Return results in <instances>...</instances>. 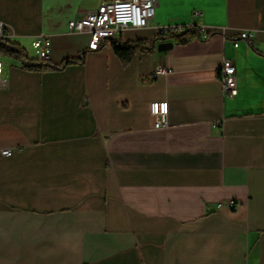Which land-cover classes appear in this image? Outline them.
I'll return each mask as SVG.
<instances>
[{
	"label": "crops",
	"instance_id": "obj_1",
	"mask_svg": "<svg viewBox=\"0 0 264 264\" xmlns=\"http://www.w3.org/2000/svg\"><path fill=\"white\" fill-rule=\"evenodd\" d=\"M102 1L0 0L26 58L39 35L52 64L89 52L43 73L0 56V264H264V0H155L150 25L118 38L201 35L128 67L109 41L90 51L88 33L68 32ZM225 59L235 97L222 91ZM161 101L168 122L154 129Z\"/></svg>",
	"mask_w": 264,
	"mask_h": 264
},
{
	"label": "built area",
	"instance_id": "obj_2",
	"mask_svg": "<svg viewBox=\"0 0 264 264\" xmlns=\"http://www.w3.org/2000/svg\"><path fill=\"white\" fill-rule=\"evenodd\" d=\"M155 0H125L108 1L103 0L97 10L74 18L68 22L69 33H88L90 42L88 50L97 51L102 43L118 38L127 29H142L150 25L155 15ZM175 31L177 28H162L161 33ZM8 28L0 22V42H7L10 39ZM205 38L206 36L203 35ZM253 37L252 32H242L239 40L249 41ZM238 39H235L234 46L238 47ZM32 48L37 59L42 61L50 60L52 53V41L49 36L39 35L32 41ZM5 62L0 57V88L6 86ZM159 68L154 73V78L164 72ZM219 77L222 83V91L225 96L235 97L238 95V74L231 59H225L219 70ZM150 114L154 120V129H161L167 126L169 104L167 101L153 102L150 105ZM1 154L11 157V149H2Z\"/></svg>",
	"mask_w": 264,
	"mask_h": 264
},
{
	"label": "trees",
	"instance_id": "obj_3",
	"mask_svg": "<svg viewBox=\"0 0 264 264\" xmlns=\"http://www.w3.org/2000/svg\"><path fill=\"white\" fill-rule=\"evenodd\" d=\"M200 33L199 29L180 33L168 31L158 34L153 39H139L136 41L123 42L121 38H116L108 41L111 43L114 53L122 65L128 67L136 54L151 52L158 42L174 41L179 44H186L195 38L200 37ZM211 35L212 33L208 34V36ZM88 53V51H83L78 56L66 58L58 64H52L49 60L44 62L40 59L26 58L27 56L22 53L20 46L15 43L10 41L0 42V56H6L17 61H22L24 56L26 61L22 64V67L30 72H59L69 66L83 65L86 62Z\"/></svg>",
	"mask_w": 264,
	"mask_h": 264
},
{
	"label": "water",
	"instance_id": "obj_4",
	"mask_svg": "<svg viewBox=\"0 0 264 264\" xmlns=\"http://www.w3.org/2000/svg\"><path fill=\"white\" fill-rule=\"evenodd\" d=\"M172 46H173L172 42H165V43L159 44L157 48L159 51H165V50L170 49Z\"/></svg>",
	"mask_w": 264,
	"mask_h": 264
},
{
	"label": "rangeland",
	"instance_id": "obj_5",
	"mask_svg": "<svg viewBox=\"0 0 264 264\" xmlns=\"http://www.w3.org/2000/svg\"><path fill=\"white\" fill-rule=\"evenodd\" d=\"M35 54V53H34Z\"/></svg>",
	"mask_w": 264,
	"mask_h": 264
}]
</instances>
